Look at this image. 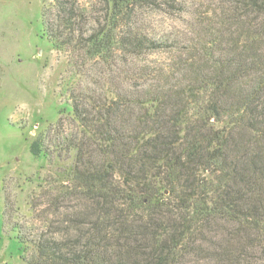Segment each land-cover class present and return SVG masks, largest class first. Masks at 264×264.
Returning a JSON list of instances; mask_svg holds the SVG:
<instances>
[{
  "label": "trees",
  "instance_id": "16d2710c",
  "mask_svg": "<svg viewBox=\"0 0 264 264\" xmlns=\"http://www.w3.org/2000/svg\"><path fill=\"white\" fill-rule=\"evenodd\" d=\"M97 2L104 21L79 0L40 12L53 50L129 69L103 94L73 90L67 127L29 144L69 167L31 221L3 212L21 264H264V0ZM143 8L200 18L198 37L140 30Z\"/></svg>",
  "mask_w": 264,
  "mask_h": 264
},
{
  "label": "rangeland",
  "instance_id": "374dc122",
  "mask_svg": "<svg viewBox=\"0 0 264 264\" xmlns=\"http://www.w3.org/2000/svg\"><path fill=\"white\" fill-rule=\"evenodd\" d=\"M52 1L0 0V264H21L19 243L2 230L3 212L11 222L31 221L34 213L47 210L44 193L55 180L56 184L65 183L64 172L69 167L63 152L59 159L57 154L49 160L35 159L29 144L41 131L51 132L58 119L67 127L73 90L103 94L110 81L119 85L128 75L129 65L122 62L105 75L106 65L89 62L75 42L64 52L53 50L42 35L40 16ZM201 1L191 0L193 5ZM79 5L86 8L88 21H104L103 6L97 0H79ZM216 8V3L204 0V11ZM141 11L140 30L156 35L173 33L186 44L198 37L200 18L151 8ZM164 59L166 55L161 54L140 58L142 62ZM132 66H139V61Z\"/></svg>",
  "mask_w": 264,
  "mask_h": 264
}]
</instances>
